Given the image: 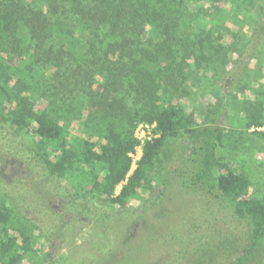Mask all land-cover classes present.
I'll return each mask as SVG.
<instances>
[{
    "label": "trees",
    "instance_id": "16d2710c",
    "mask_svg": "<svg viewBox=\"0 0 264 264\" xmlns=\"http://www.w3.org/2000/svg\"><path fill=\"white\" fill-rule=\"evenodd\" d=\"M224 1L203 0L213 10L202 12L201 18H219ZM189 2L0 0V124L30 134L36 156L52 176L69 180L87 199L102 198L121 208L147 187L148 174L167 143L184 138L181 164L159 180L160 186L226 197L250 227L249 239L228 264H251L264 246V193L251 195V173L237 172L218 155L220 149L236 146L238 132L222 124L198 127L171 90L185 70L175 65L176 34L198 26ZM144 38L151 46L157 39L156 45L143 46ZM199 43L209 46L207 39ZM45 46L57 52L51 70H45L50 62ZM64 58L77 67L92 64L89 75L75 70L66 77V87L74 91L65 97ZM76 76L88 89L78 87ZM95 84L101 94L93 90ZM117 86L123 89L121 96L115 93ZM257 88L258 103L248 99L245 114L232 124L241 122L243 133L255 128L252 134L264 139V89L262 84ZM140 123L155 124L158 137L145 144L129 175V153L137 144L134 132ZM37 238L28 218L0 199V264L33 258Z\"/></svg>",
    "mask_w": 264,
    "mask_h": 264
},
{
    "label": "rangeland",
    "instance_id": "374dc122",
    "mask_svg": "<svg viewBox=\"0 0 264 264\" xmlns=\"http://www.w3.org/2000/svg\"><path fill=\"white\" fill-rule=\"evenodd\" d=\"M189 1L198 26L176 34L175 65L185 70L171 89L181 97L175 101L187 105L198 127L222 124L236 129V146L220 149L218 155L237 172H250L251 195H261L264 139L252 134L255 128L243 133L241 122L235 127L232 123L241 120L248 99L258 103L257 87L262 84L264 89V0H226L220 4L224 14L215 20L201 18L202 12L213 10L209 4ZM201 39L209 46H201ZM142 42L154 46L145 38ZM49 50L45 46L50 60L45 70L54 66L51 59L57 54ZM69 62L64 58L61 67L63 97L74 91L66 87L71 72L92 73V64L77 67ZM78 80L81 76L74 80L78 87H87ZM93 90L102 93L97 84ZM121 92L117 86L115 93ZM186 143L184 138L170 140L148 174L147 187L121 208L102 198L87 199L69 180L52 176L36 156L34 138L10 123L0 124V199L25 215L38 237L37 255L19 264H228L250 237L248 220L238 218L220 192L213 197L160 186L159 180L180 166ZM251 264H264V246Z\"/></svg>",
    "mask_w": 264,
    "mask_h": 264
},
{
    "label": "built area",
    "instance_id": "2783aa9c",
    "mask_svg": "<svg viewBox=\"0 0 264 264\" xmlns=\"http://www.w3.org/2000/svg\"><path fill=\"white\" fill-rule=\"evenodd\" d=\"M261 129V128H260ZM158 137L155 129V124L140 123L137 125L134 138L136 139V146L133 151L129 153L131 159V168L129 175L137 168L138 163L143 155V148L147 142H151Z\"/></svg>",
    "mask_w": 264,
    "mask_h": 264
}]
</instances>
